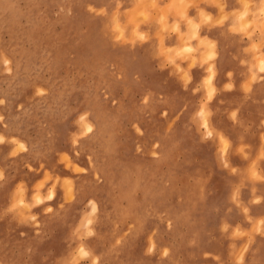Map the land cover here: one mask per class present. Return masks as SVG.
Masks as SVG:
<instances>
[{"label":"rangeland","instance_id":"obj_1","mask_svg":"<svg viewBox=\"0 0 264 264\" xmlns=\"http://www.w3.org/2000/svg\"><path fill=\"white\" fill-rule=\"evenodd\" d=\"M154 6L0 0V264H264V106Z\"/></svg>","mask_w":264,"mask_h":264},{"label":"crops","instance_id":"obj_2","mask_svg":"<svg viewBox=\"0 0 264 264\" xmlns=\"http://www.w3.org/2000/svg\"><path fill=\"white\" fill-rule=\"evenodd\" d=\"M124 1L130 6L135 0ZM152 2L155 6L149 13V18L153 21L149 25L151 32L160 26L156 23L160 11L166 19L167 29L176 22V27L192 47L195 46L200 52L207 48L204 45L198 47V38L189 36L191 32L187 18L196 24L198 37L209 42L207 44L214 53L212 82L217 92L229 93L230 96L225 99L227 108H239L244 103L264 106V67L256 61L258 58L264 63V31L259 32L257 28L249 30L250 26L244 27L238 17V14L245 11H256L261 3L263 7H260V10L264 9V0H152ZM164 42L167 45L177 44V33L167 30ZM254 45H260L259 50H254ZM196 68H193L194 74L201 77L199 78L201 81L208 75L206 65L201 63ZM251 76L255 79L249 82ZM246 91L252 93L251 101L246 98Z\"/></svg>","mask_w":264,"mask_h":264},{"label":"bare ground","instance_id":"obj_3","mask_svg":"<svg viewBox=\"0 0 264 264\" xmlns=\"http://www.w3.org/2000/svg\"><path fill=\"white\" fill-rule=\"evenodd\" d=\"M264 11V10H263ZM186 72V71H185ZM212 77V76H211ZM212 83H210V85H211ZM213 86V85H212ZM87 119V118H86ZM85 119V120H86ZM88 121V120H87ZM88 122H90V121H88ZM91 124V123H90ZM87 128H89V129H91V127H90V125H89V123L87 124L86 123V125H85ZM92 127H93V125H92ZM92 207H93V209H95L96 208V204L93 202V204H92Z\"/></svg>","mask_w":264,"mask_h":264}]
</instances>
